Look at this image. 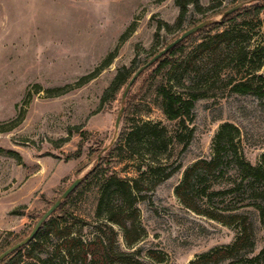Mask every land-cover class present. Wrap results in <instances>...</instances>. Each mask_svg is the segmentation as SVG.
I'll use <instances>...</instances> for the list:
<instances>
[{"label": "rangeland", "instance_id": "rangeland-1", "mask_svg": "<svg viewBox=\"0 0 264 264\" xmlns=\"http://www.w3.org/2000/svg\"><path fill=\"white\" fill-rule=\"evenodd\" d=\"M241 1H187L182 14L176 0H0V127L8 128H0V253L28 236L77 178L81 182L62 200H67L71 216L54 211L49 218L61 227L67 225L72 235L86 241L109 234L105 221L94 217L95 186H79L132 121L158 122L174 135L178 121H169L158 107L156 87L160 84L175 92L181 85L211 88L208 96L194 103L191 119H186L192 137L186 150L179 153L181 146L174 150L166 170L177 167L174 174L158 182L145 179L140 192L144 198L136 201V213L131 216L140 234L138 241L127 245L122 229L113 225L117 248L137 251L135 258L143 264H191L198 256L235 241L236 227L186 208L175 187L189 166L213 156L216 135L224 124L238 129L234 140L242 161L256 166L264 153V98L230 90L233 84L251 81L264 71V0ZM238 4L235 12L211 17ZM254 5L262 6L258 15H253ZM224 16H232L236 30H247L249 41L232 39L215 49L200 48L216 33L212 24ZM201 20L207 26L192 34V39L183 40L185 50L179 58L190 60L191 65L182 72V84H176L175 77L183 65L174 63L154 74V63L140 73L123 100L134 73ZM239 45L246 47V61L236 58ZM111 52L113 59L102 66ZM122 67L129 70L127 83L98 110L103 91ZM89 74L94 76L76 85ZM67 86L58 95L46 91ZM72 126L79 130L70 132ZM80 131L86 133L84 139ZM65 137H69L67 142L57 143ZM80 146L79 157H67ZM137 164L115 158L112 169L122 177H137ZM243 166L231 163L228 167L238 184L227 205L249 217L255 247L219 264H256L251 259L264 248V219L252 204L261 186L243 179ZM241 181L247 186L238 187ZM225 187L227 184L215 185L214 190ZM45 239L33 250L27 246L32 240L23 246L27 248L19 264H43L56 244L52 236ZM260 262L264 264L262 257ZM53 264L68 263L56 258Z\"/></svg>", "mask_w": 264, "mask_h": 264}, {"label": "trees", "instance_id": "trees-1", "mask_svg": "<svg viewBox=\"0 0 264 264\" xmlns=\"http://www.w3.org/2000/svg\"><path fill=\"white\" fill-rule=\"evenodd\" d=\"M187 1L197 4V0H176L181 6L182 14L186 10ZM247 1L242 0L241 3ZM252 8L253 15H258L262 6L254 5ZM223 13L225 12H215L211 17ZM231 18L232 16H224L221 21H215L210 27L216 30L215 35L208 41L202 42L199 47L211 46L215 49L224 43H229L232 39L247 43L249 41L248 31L236 30L234 23H231ZM225 21L227 25L222 28ZM201 22L197 21L195 25ZM124 36L122 35V38ZM193 37L194 35H191L187 40ZM245 48V45L236 47L237 60H247L248 55ZM184 50L185 41H182L156 62L157 65L153 69V73L159 74L169 66H173L174 63H177L178 67L183 65L182 71L175 77L176 84H182V72L191 65L190 60L183 62L179 58ZM113 57L114 53L111 52L102 62V66L108 65ZM249 59L253 60V58ZM260 66L258 64L257 68ZM93 76L94 74L83 76L76 85L84 84ZM128 77L129 70L126 67L118 70L109 86L103 91L98 110L106 102L114 99L116 93L127 83ZM68 87L70 86L47 89L46 91L51 95H58ZM210 88L209 86L206 89L196 90L192 87L184 88L181 85L180 89L175 92L164 84L156 87L159 109L169 121H178V129L171 136L167 128L158 122L135 120L128 126H124L120 131L117 142L104 155H101L99 162L95 163L86 173L83 182L79 186H95L94 217L105 221L104 225L109 234L107 236L99 235L94 240L86 241L79 236L72 235V231L67 225L61 227L59 223H55L52 218H49L44 222L34 240L27 245L33 250L35 247L41 246L46 237L52 236L56 239L52 254L42 260L43 264H53V260L56 258H60L62 262L67 261L68 264H143L135 258L137 251L128 252L117 248L116 232L113 225H117L122 229L127 245H133L138 241L140 234L136 233L131 216L136 213V201L139 198H144L140 192L145 184V179L152 177L157 179L158 182L174 174L177 167H170V171H166L171 166L169 162L174 150L178 146H181L179 153L186 150L192 137L193 131L185 125L186 119H191L194 103L198 99L208 96ZM230 90L239 94H252L258 98H264V71L256 74L251 81H240L233 84ZM0 128L5 130L7 127L2 126ZM183 128H186V130H183ZM69 129L70 132L73 130L78 131L79 126H72ZM80 132H82L80 135L84 139L86 133ZM237 135L238 129L236 127L230 124L221 126L215 138L213 156L210 159H199L189 166L185 170L180 184L175 187L176 196L186 208L226 226L238 229L237 237L232 244L212 249L198 256L191 264H219L223 261L232 260L240 252L249 253L254 250L255 241L252 222L246 214L234 212L238 207L230 208L227 205L228 199L234 193L238 184H236V179L229 174L228 167L231 163L244 164L245 175L243 179L247 178L248 184L258 183L261 186L255 196V202L252 204L259 210L263 220L264 153L256 166L245 163L242 161L234 140ZM68 140L69 137L61 138L57 143L59 142L61 145ZM80 155L81 146L67 157H79ZM115 158L119 162L136 161L138 163V176L131 178L119 176L112 169ZM247 183L244 184L241 181L238 187H245ZM220 184H227V187L214 190V186ZM66 201L61 202L55 211L64 212L71 216L70 208L65 205ZM25 248L27 247L16 250L2 260L0 264H19L23 262L22 251ZM261 257L264 259V248L251 260L256 261V264H261ZM227 264H232V261Z\"/></svg>", "mask_w": 264, "mask_h": 264}, {"label": "water", "instance_id": "water-1", "mask_svg": "<svg viewBox=\"0 0 264 264\" xmlns=\"http://www.w3.org/2000/svg\"><path fill=\"white\" fill-rule=\"evenodd\" d=\"M240 7V4L232 7L231 9L227 10L225 12V15H228L232 12H235L238 8ZM208 22L207 21H202L201 23L195 25L194 27L188 29L185 31L182 35H180L178 38L170 42L166 47H164L162 50L157 52L147 63L142 65L131 77L129 80L128 84L126 85V88L124 90L122 99L124 100L125 97L127 96V93L133 84V82L136 80V78L140 75L141 72H143L146 68L150 67L154 63H156L159 59H161L170 49H172L174 46L178 45L181 43L184 39L189 37L190 35L198 32L200 29L204 28L207 26ZM123 112V108L120 109V113L116 119V127L119 125V121L121 119V115ZM81 178H77L60 196L59 199L56 200V202L42 215V217L38 220L36 225L33 227L31 232L29 233L28 236H26L24 239L19 241L18 243L12 245L11 247L5 249L2 253H0V262L4 260L6 257L11 255L13 252L16 250L22 248L23 246L27 245L37 234L39 231L40 227L42 224L51 216V214L60 206L62 200L66 199L73 191L74 189L78 186V184L81 182Z\"/></svg>", "mask_w": 264, "mask_h": 264}]
</instances>
